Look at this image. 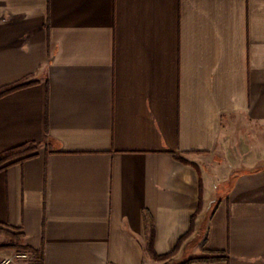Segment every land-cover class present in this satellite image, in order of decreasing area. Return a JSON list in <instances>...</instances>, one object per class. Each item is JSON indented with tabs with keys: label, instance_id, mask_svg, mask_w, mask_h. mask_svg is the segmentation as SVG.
I'll return each instance as SVG.
<instances>
[{
	"label": "crops",
	"instance_id": "1",
	"mask_svg": "<svg viewBox=\"0 0 264 264\" xmlns=\"http://www.w3.org/2000/svg\"><path fill=\"white\" fill-rule=\"evenodd\" d=\"M16 84L0 154L37 149L0 169V228L42 264H163L146 212L176 264H264V0H0Z\"/></svg>",
	"mask_w": 264,
	"mask_h": 264
},
{
	"label": "trees",
	"instance_id": "2",
	"mask_svg": "<svg viewBox=\"0 0 264 264\" xmlns=\"http://www.w3.org/2000/svg\"><path fill=\"white\" fill-rule=\"evenodd\" d=\"M24 85H26V84H16V85H12L9 87H4V88L0 89V97L7 94L8 92H11L15 89H18ZM36 149H37V144L34 142L25 143L24 145H20L18 147L8 149L7 151L0 154V169L7 166L8 164H10L13 160H21V159H24V158H27V157L33 155V153L35 152ZM178 159L183 163H188L182 157H178ZM199 190H200V198H199V204L197 207V211L201 206V192H202L201 184L199 186ZM194 217H195V215L192 218V222H193ZM144 224H145V232H146V242H145V245L143 247L144 253L148 257H150L151 259H154V260H165L168 257H170L171 255H173L175 252V249L173 251H171L170 253L161 254V255H159L155 252V250L153 248L154 223H153L152 217L147 212L144 213ZM20 237H21L20 233L16 234L17 242L15 244L11 245V244H7V243H0V248H6V247H11V246L16 247V248H18V251H20V252H28L31 254L32 264H42L41 254L39 252L29 248L28 246L21 244L19 242ZM184 238H185V236L182 237V239H180V242ZM226 258H227L226 255H224L222 253L205 252L204 254L188 258V259H186V260H184L178 264H191L193 262L219 261V260H225Z\"/></svg>",
	"mask_w": 264,
	"mask_h": 264
},
{
	"label": "rangeland",
	"instance_id": "3",
	"mask_svg": "<svg viewBox=\"0 0 264 264\" xmlns=\"http://www.w3.org/2000/svg\"><path fill=\"white\" fill-rule=\"evenodd\" d=\"M200 210V209H198ZM16 234L14 231H10V230H7V229H4V228H0V243H7V244H15L17 242V238H16ZM0 249H14V250H18V248L16 247H6V248H0ZM20 252V251H18ZM174 255V254H173ZM173 255H171L170 257H168L167 259L165 260H162V262H164L163 264H176L174 262H172L173 260L170 259Z\"/></svg>",
	"mask_w": 264,
	"mask_h": 264
},
{
	"label": "built area",
	"instance_id": "4",
	"mask_svg": "<svg viewBox=\"0 0 264 264\" xmlns=\"http://www.w3.org/2000/svg\"><path fill=\"white\" fill-rule=\"evenodd\" d=\"M22 260L24 261L26 264H29L30 261L32 260V256L30 253L28 252H17L15 253L12 257L10 258H5V259H2L0 261V264H9L11 263L13 260Z\"/></svg>",
	"mask_w": 264,
	"mask_h": 264
}]
</instances>
